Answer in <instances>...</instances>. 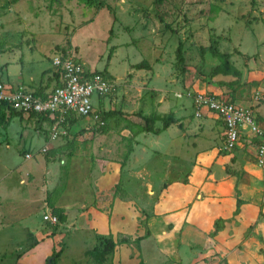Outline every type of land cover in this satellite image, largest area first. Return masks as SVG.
<instances>
[{"label":"rangeland","instance_id":"rangeland-1","mask_svg":"<svg viewBox=\"0 0 264 264\" xmlns=\"http://www.w3.org/2000/svg\"><path fill=\"white\" fill-rule=\"evenodd\" d=\"M178 46L181 62L175 53ZM208 46L232 56L228 61L239 70V77L227 75L219 81L233 88L227 92L228 100L244 87L263 119L258 126L264 130V90L246 79V74L264 73V0H0V81L9 75H21L20 81L30 75L36 81L43 69L50 68L54 55L69 54L87 72L104 71L113 87L102 97L109 112L102 129L96 130L88 118L89 125L77 117L76 132L65 130L69 124L62 125L63 134L53 142L46 135L36 136L22 118H12L6 127L0 125V198L6 199L0 207V264H14L15 256L21 255L26 264H42L43 259L46 263L59 249V257L50 260L53 264H113V249L104 253L101 242L113 239L104 216L117 197L115 186L131 206L135 229L130 225L125 237L115 239H134L145 233L146 212L150 214L162 188L183 179L195 161V151L192 138L180 136L177 125L170 124L159 135L138 133L135 126L143 125L139 115L166 117L179 107L194 111L192 96L203 93L198 88L215 80L209 71L218 60L200 52ZM138 64L143 67L136 68ZM240 78L246 79L242 85ZM96 100L92 98L95 105ZM97 111L105 112L99 107ZM204 111L199 109L200 114ZM199 116L190 117V134L199 131ZM81 126L86 127L77 132ZM151 127L160 130V121ZM239 143L243 149L253 144L247 137L235 147ZM46 145L52 148L41 154ZM213 145L214 141L199 142L196 152ZM252 153L251 162L256 169L262 168L264 178V157L258 165L254 149ZM41 162L46 168H40ZM213 172L214 176L219 173L216 167ZM229 172L237 176L239 170ZM19 178L24 180L20 185ZM259 184L262 189L264 179ZM243 188L249 189L241 196L247 200L257 184ZM20 203L22 217L15 220L19 211L9 213ZM240 205L235 204L230 220L225 221L236 231L235 239L253 229L250 212L239 210ZM45 212L57 218L55 225L42 222ZM96 217L103 222L93 225ZM169 220L172 217L167 214L162 221L165 227ZM178 225L171 233L150 232L138 250L134 248L137 243L129 242L126 256L141 254L136 264H141L140 259L143 264H158L156 259L163 264V258L173 264H192L195 252L188 250L187 239L177 235L188 228L180 227L182 221ZM30 229L40 233L41 239L35 240L41 241L34 242ZM154 229L160 228L154 225ZM257 235V254L262 257L264 241ZM170 239L174 240L166 243ZM159 243L163 254L155 252Z\"/></svg>","mask_w":264,"mask_h":264},{"label":"crops","instance_id":"crops-1","mask_svg":"<svg viewBox=\"0 0 264 264\" xmlns=\"http://www.w3.org/2000/svg\"><path fill=\"white\" fill-rule=\"evenodd\" d=\"M228 58L230 61L232 56ZM230 64L233 65L232 63ZM237 71L239 72L238 69ZM20 76L15 78L14 76L9 75L5 82H1L8 87L14 88L21 86L31 92H35L40 89V93L43 96L56 87L58 82V76L51 66L50 68L43 69L39 73V77L36 81H34L30 75L26 77V80L22 79V81H20ZM222 77V75L215 76V80L211 83V85L206 88H198V90L204 94L206 93L207 95L228 99L227 92L233 91V88H231L229 84L224 85L220 82L219 80H221L220 78ZM246 79L248 82H255L259 84L260 86L258 88H262L264 90V73L260 71H257V73L254 74L249 73L246 74ZM246 79L244 78L242 80L240 78V84L242 85ZM243 88L244 87L242 86L239 87L234 95H230L231 98L229 100L243 108L249 107L253 111L256 122L260 126V124H263V119L257 112L254 101L252 100L250 102V100H248L247 92ZM102 97L103 96L96 98V105L94 102L93 107L95 110H98L99 107L103 108L105 112H108V110H106V104H103ZM190 105L193 106L191 103ZM193 110L194 111L192 113H188L186 107H179L170 114L175 121L174 125H177L178 129L180 128L182 131L180 136H183L184 138H192L190 145L193 146V150L195 151V161L191 163L190 170L185 174L179 183H172L166 188H162V190L158 193V199L154 201L151 208H149L150 214L146 212L145 233L147 232L148 234H138L136 237L141 238L136 245L134 244V248L138 250V246L142 242L148 241L149 239L145 238L150 236V232L159 230L160 233L163 231L171 233L174 225H178L182 221V225L180 227L183 228L184 226H187L188 231H180L177 235L178 239H187L186 244L188 245V250L195 252L196 255H193L194 258H192V264H264V255L262 257L258 256L257 253H259V249H257L258 247L255 244L256 241L258 246H260V243L255 238L256 234H258L257 236L264 241V185H262V189L259 187L260 180L262 179L263 181L264 178L259 170H262V168L256 169L257 166H254V163L251 162V159L254 162L251 153L253 152V149L255 152V148L252 144H250L247 148L243 149L239 143L230 153L224 154L223 152H219L218 149L220 146L218 145L222 141L224 133L221 121L215 115L208 113L207 111H204L202 114L199 113L198 116H200L198 119H201L202 125L200 124L201 126L198 132L190 134L188 131V129L192 126L190 117L195 115V109ZM4 113L5 118L7 119V124L12 118L25 119L27 125L33 129L36 136L43 134L47 136L46 138H48L49 141L54 142L55 139H49V131L54 123V120L50 116H29L22 113L17 116H9L8 111L6 110H4ZM161 117L163 116L161 115ZM85 119L86 118L83 120L86 121ZM89 120L86 121L88 123L87 125L90 124ZM75 123L76 122L69 124L65 130L70 133H75L76 130H73V127L76 126ZM86 126L78 127L77 132L83 130ZM206 130L211 131L214 134L210 135ZM61 131L63 132L64 130ZM162 131L160 130L158 135L161 134ZM195 134H197V136ZM136 137L133 139L134 142L136 141ZM201 138L204 139L201 140ZM206 141H214V145L206 149H201L200 152H196V144ZM48 148L51 149L52 147L46 145L42 149L46 151L45 149ZM42 149L40 150L41 154L43 152ZM206 150L210 151L207 153ZM127 158H129V156ZM126 161L128 162V159ZM126 161L124 163H127ZM45 163L48 164V161H45ZM42 164L43 163L41 162L40 168H46L45 166H42ZM214 167H216L217 172H219L217 176H214L213 174ZM233 169L239 170L237 176L232 172V175L230 174L229 171ZM23 181L24 180L22 178H19L18 184H22L20 182ZM251 182L257 184V189L251 188L252 198L244 200L241 196L249 189L247 190L243 188V186L247 187V185L249 186ZM236 192H238V199L241 201L239 210L250 212L249 215L253 222L251 225L253 227L251 234H248L245 237L244 232H242L238 239L234 238V236H236V231H233L232 225H230L231 223L229 224L228 222H225L230 220L229 211H235L237 198ZM17 193L19 196L20 193ZM19 201L21 200H18L17 202ZM3 202H6V199L0 198V207L3 206L1 204ZM14 211H19L17 213L19 214V218L15 220L21 219V212H23L22 204H16L9 214H13ZM131 212V206L129 203L125 202L124 198L120 199L115 197L111 202L108 215L104 216L107 223V230H109V234L112 236L111 238H113L112 242L115 243L113 253L111 254V257H113V264H136V261L141 257V254H135L133 255V258L126 256L128 252L127 244L132 242L133 239H129V242L122 244L121 246L117 245L118 239H115V237H119V235H121V238L125 237V235H127V227H130V225L132 229L134 228ZM167 214L171 215L172 220H169L165 227L162 221L166 218ZM180 215L182 216L180 217ZM2 220H4V218H2ZM95 220L98 221L97 223L93 221V225H97L99 223L101 224L103 222L101 217H96ZM133 220L135 221V219ZM215 220H223L225 223L223 222L220 224V230L216 234L211 235ZM154 225L156 228L160 229H154ZM30 231L34 238V242L37 243L41 241L35 240V237H37V239H41L40 237L38 238L40 233L35 232L32 229H30ZM99 233L102 234L101 229H99ZM166 234L167 233L162 234V236L165 237ZM172 240L174 239L167 240L166 243H169ZM155 250L156 253L163 254L162 251L164 248L161 247L159 243V245L156 244ZM121 251H126V253L118 254ZM262 254H264V250ZM51 258H48L49 261ZM48 259L46 260V264ZM257 259L260 263H257ZM162 260L164 261L163 264H173L168 259L163 258ZM44 261L45 259H43L42 264H45ZM156 261L158 264H161L159 259H156ZM140 263L143 264L142 259H140ZM14 264H26V262L23 261L21 255L20 257L15 256Z\"/></svg>","mask_w":264,"mask_h":264},{"label":"built area","instance_id":"built-area-1","mask_svg":"<svg viewBox=\"0 0 264 264\" xmlns=\"http://www.w3.org/2000/svg\"><path fill=\"white\" fill-rule=\"evenodd\" d=\"M50 64L58 76V85L45 96H37L21 86L8 87L0 81V102L7 103L14 111L25 115L50 116L54 123L49 131V139L54 140L61 131L67 116L88 118L96 128L104 127L105 122L94 109L92 98L107 95L112 90L110 81L97 74H91L69 54L54 55ZM90 73V75L88 74ZM191 103L198 116L199 109L215 115L222 123L224 133L222 146L218 151L229 152L243 137L250 138L255 148L258 165L264 157V130L259 128L253 112L249 108L236 105L228 99L197 93ZM44 152V149H42ZM28 159L29 155H25ZM42 222L55 225L57 218L49 212L42 214Z\"/></svg>","mask_w":264,"mask_h":264},{"label":"trees","instance_id":"trees-1","mask_svg":"<svg viewBox=\"0 0 264 264\" xmlns=\"http://www.w3.org/2000/svg\"><path fill=\"white\" fill-rule=\"evenodd\" d=\"M159 1V0H157ZM200 52H208L209 54H211L214 58H216L218 60V64L215 65L214 67H212L209 71V75L210 76H216V75H222V76H233V77H239V73L238 71L233 67V65H231L228 61V55L227 54H222L218 51V49L214 46H208L206 48H202L200 50ZM176 57H177V60L179 62L182 61V57H181V51H180V46H178L176 48ZM63 55V54H62ZM136 68H142L143 65L142 64H138L135 66ZM90 75V73H88ZM91 74H97V75H100L101 77H103L105 80L107 81H111L109 76L104 72V71H97V72H92ZM35 95L37 96H41L43 97V95L40 93V89H38L37 91L34 92ZM4 110L8 111V115L9 116H17V115H20L21 113L20 112H17V111H14L7 103L5 102H0V125L2 127H5L7 125V119L5 118V113H4ZM99 112V111H98ZM109 112H99V116L102 120L105 119V116L108 115ZM138 114H140V111H138ZM43 116V115H38V114H29V116ZM141 116V120L143 121V125L139 126V125H136V129H137V132L138 133H153V134H158L160 132V130H164L165 128H167L170 124H174V119L171 117V116H166V117H159L157 115H149V116H142V115H139ZM45 118V117H43ZM76 118L75 116H67L66 117V120L65 122L62 124L63 127L64 125H68V124H73L75 121H76ZM155 121H160L161 123V129L160 130H156V131H153L152 130V124L155 122ZM61 125V126H62ZM93 127L98 130V129H102L103 127L101 128H96L94 125ZM254 145V144H252ZM128 156V155H127ZM125 155L124 159L126 161V157ZM114 193L115 195L117 194V197L122 199L123 198V193L120 189L117 188V186L114 187ZM236 194L238 195V192H236ZM236 195V196H237ZM238 197V196H237ZM241 204V201L237 198L236 199V205H240ZM238 208L236 207V210ZM220 223H221V220H215L214 223H213V230L211 232V235H214L216 234V232H218L220 230ZM148 234L147 232L145 233V235ZM141 237H135L132 242L134 243H138V241L140 240ZM129 242V239H120L119 241H117L118 244H125ZM101 245H102V251L104 253H109L112 251L115 243L111 241V239H105L101 242ZM60 252L61 250H58L57 252L53 253L52 254V258L56 259L59 255H60ZM46 264V263H45ZM49 264H53L51 261Z\"/></svg>","mask_w":264,"mask_h":264},{"label":"water","instance_id":"water-1","mask_svg":"<svg viewBox=\"0 0 264 264\" xmlns=\"http://www.w3.org/2000/svg\"><path fill=\"white\" fill-rule=\"evenodd\" d=\"M49 263H50V261L48 260V261H47V264H49Z\"/></svg>","mask_w":264,"mask_h":264}]
</instances>
